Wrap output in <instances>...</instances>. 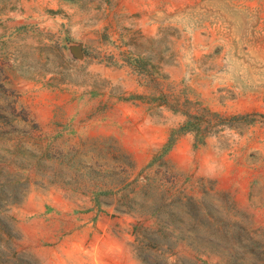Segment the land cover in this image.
<instances>
[{"label":"rangeland","instance_id":"rangeland-1","mask_svg":"<svg viewBox=\"0 0 264 264\" xmlns=\"http://www.w3.org/2000/svg\"><path fill=\"white\" fill-rule=\"evenodd\" d=\"M0 219V264H264V0H0Z\"/></svg>","mask_w":264,"mask_h":264},{"label":"trees","instance_id":"trees-1","mask_svg":"<svg viewBox=\"0 0 264 264\" xmlns=\"http://www.w3.org/2000/svg\"><path fill=\"white\" fill-rule=\"evenodd\" d=\"M214 115H216V114H214ZM195 118H196L195 116H191V115H189V120L186 121V123H185V124L179 129V132L177 131L178 134H182V133H185V132L193 131V129H195V127H196V124L193 123V120H194ZM234 119L239 120V119H243V118H242V117H237V116H235ZM198 131H199V130H198ZM174 135H175V132L172 133V136H171L169 142L166 144L165 152L169 151L170 148L172 147V145H173V143H174V141H175V137H174ZM198 135H199V132H198ZM199 141H200V140H199ZM0 227H2V228H3V227H4V228L7 227L6 224H5V222H4L2 219H0Z\"/></svg>","mask_w":264,"mask_h":264},{"label":"water","instance_id":"water-1","mask_svg":"<svg viewBox=\"0 0 264 264\" xmlns=\"http://www.w3.org/2000/svg\"><path fill=\"white\" fill-rule=\"evenodd\" d=\"M74 53L76 54L77 57L82 58V50L80 47L75 48Z\"/></svg>","mask_w":264,"mask_h":264}]
</instances>
